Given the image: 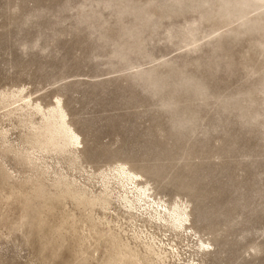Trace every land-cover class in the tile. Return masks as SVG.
<instances>
[{"label":"rangeland","instance_id":"374dc122","mask_svg":"<svg viewBox=\"0 0 264 264\" xmlns=\"http://www.w3.org/2000/svg\"><path fill=\"white\" fill-rule=\"evenodd\" d=\"M0 264H264V0H0Z\"/></svg>","mask_w":264,"mask_h":264},{"label":"bare ground","instance_id":"6f19581e","mask_svg":"<svg viewBox=\"0 0 264 264\" xmlns=\"http://www.w3.org/2000/svg\"><path fill=\"white\" fill-rule=\"evenodd\" d=\"M61 111L58 109H53L52 112L44 116L47 122L44 137L47 142L52 144L55 149L59 147H61L60 149L75 147L79 141L78 136L70 129L68 125H66L64 121V115L61 113ZM62 140H65L66 142L60 146V141ZM102 177L105 180L113 178L120 186H122V188L128 189V194L132 196V198L130 199L126 195H124L122 198L125 202V205L128 206V209L132 211L143 210L149 213L150 211H154L153 213H155V217H157L155 220H159L161 223H167L172 228L178 231L180 230V232L182 229H186V223L188 222L187 207L182 204L167 206L161 201H156L150 195V190L148 187L141 185L137 181L138 176L136 174L134 175L125 167L120 166V168H116L111 171L110 175L103 174Z\"/></svg>","mask_w":264,"mask_h":264}]
</instances>
